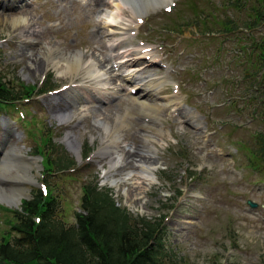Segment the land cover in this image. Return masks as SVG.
Returning a JSON list of instances; mask_svg holds the SVG:
<instances>
[{"label": "rangeland", "instance_id": "obj_1", "mask_svg": "<svg viewBox=\"0 0 264 264\" xmlns=\"http://www.w3.org/2000/svg\"><path fill=\"white\" fill-rule=\"evenodd\" d=\"M76 1L80 9L74 7ZM87 1L0 0V78L24 98L0 111V162L12 148L38 160L40 169L32 170L38 182L24 183L31 196L41 181L46 182L38 154L52 140L77 163L64 174L49 175L61 198V213L70 224L80 212L83 184L99 180L133 216H166L164 242L176 264H264V173L249 167L252 161L246 155L256 148L258 134L264 135V61L259 58L264 26L249 32L239 23L236 31L224 32L225 21H246L252 13L232 10L230 0H173L146 18L141 16L137 23L127 18L122 24L108 20L115 4L92 11ZM16 18L27 20L28 25L15 27L11 20ZM27 32L30 36H25ZM87 42L95 48V42L104 45L106 55ZM120 42L129 43L138 54L151 50L144 55L153 58L154 69L161 67V75L152 71L138 75L141 63L121 67L125 57L117 59L115 48ZM52 48L87 56L94 63L107 57L110 61L101 65V73L115 79L97 94L100 87L96 83L80 79L72 83L55 68L34 73L31 61L41 60ZM133 75L151 83L149 91L155 95L156 105L173 102L153 124L163 136L158 134L152 141L142 136V109L132 100L137 84L121 79ZM44 82L57 90L37 97L36 89ZM159 83L163 84L160 88ZM71 87L88 101L83 102ZM87 90L98 99L108 96V100L94 103ZM64 99L72 100L80 110L69 126L57 113ZM93 106L100 108L103 116L87 111ZM127 112L135 122L129 123V133H122L120 142L127 150L151 157L159 180L138 199L130 185L118 183L124 176L105 178L108 165L96 157L102 147L99 133L110 130H104L102 118L114 124ZM84 116L87 122L80 119ZM76 126L78 130L73 129ZM71 132L80 141L78 152L65 141ZM88 150L91 155L85 159ZM13 164L15 173L22 176L24 165ZM180 191L183 195L177 199ZM6 199L0 198V239L15 223L16 208L8 206ZM249 201L258 207L250 208Z\"/></svg>", "mask_w": 264, "mask_h": 264}, {"label": "trees", "instance_id": "obj_2", "mask_svg": "<svg viewBox=\"0 0 264 264\" xmlns=\"http://www.w3.org/2000/svg\"><path fill=\"white\" fill-rule=\"evenodd\" d=\"M249 3H253L251 10ZM230 6L253 14L246 21H225L224 32L236 31L239 23L249 32L264 26V0H230ZM260 47L264 61V41ZM50 90L46 84L38 94ZM20 95L0 78V105L17 101ZM49 143L52 150L49 148L45 155L47 173L76 167L72 157L64 150L54 152L56 146ZM257 143L253 155L264 165V135H258ZM58 197L52 186L46 196L38 189L31 200L14 211L15 223L0 239V264H176L163 241L164 217L150 221L133 216L118 205L110 190L100 189L93 181L83 184L81 211L70 224L61 213Z\"/></svg>", "mask_w": 264, "mask_h": 264}, {"label": "bare ground", "instance_id": "obj_3", "mask_svg": "<svg viewBox=\"0 0 264 264\" xmlns=\"http://www.w3.org/2000/svg\"><path fill=\"white\" fill-rule=\"evenodd\" d=\"M172 1L173 0H111V2H107L106 0H88L87 6L90 7L92 11H95L115 4L114 11L110 12L111 14L109 15L108 20L110 23L115 22L122 24V22L126 21L127 18H130L132 23H135V21L137 22L141 16L146 17L147 15H151L157 10L167 7V5ZM75 6L77 9L81 8V4L77 1L74 2V7ZM79 21L83 23V19L79 18ZM11 22L15 27H18L21 24H24L25 26L28 25L27 20L23 18L12 19ZM21 27L23 28L24 26L21 25L20 28ZM27 33L25 36H30L29 32ZM95 34L96 33L93 35ZM85 44L89 47H93L95 51H101L105 55V51H108V48L106 49L104 45L100 46L101 43L99 44V42L94 43L98 46L96 48L93 46V44L91 45L88 42ZM115 48L118 51L116 55L117 59H122L120 56L125 57V61L122 66L141 63V67L137 70L138 75H148L150 71L153 72V75H161V67L154 69L156 65H154L152 60L146 61L145 59L143 62L142 59L145 56L140 53H135V50L129 43L121 42L117 44ZM87 58V56H81L73 52H68L65 54L58 48H52L46 51L41 60H32L30 67L33 69L34 73L38 72L39 70L47 71L50 67L55 68L59 70V72H62L68 76L70 78L69 80L73 81L72 83L77 82L79 79L80 81H85L87 83H96V85L100 87L98 90L99 93L97 94H102L101 92L104 91L103 86L111 85V81L115 79L112 74L107 78L106 74L101 73V65L106 64L110 60L105 57L102 62L96 60V63H94L90 62ZM123 78H125L123 83L136 82L139 83L138 86H140L142 83L140 87V90L142 91L140 94L136 93L132 100L136 103L138 101L139 108L142 109V111L140 110L141 112L139 111V116L144 119V122L141 125V129L144 132L142 134L143 138L145 140L152 141V139L155 136H158V134L163 136L161 134L162 131L156 126H153V124L159 121V116L162 113L165 114V111H167L169 106L173 105V102H169L163 107L162 105H156L153 99L155 98V95L151 94V91H149L152 88L151 83L142 81L143 79H138L136 75H133L130 78L122 77L121 79ZM162 85V83H159L158 87L160 88ZM120 88L125 89V85L120 86ZM71 90L76 93V96L81 97L83 102L88 101V98H85L81 93H79L78 89L71 87ZM82 90L84 89H81V91ZM87 92L89 93V100H93L94 103L101 100H108V96L103 95L102 98L98 99L94 94H92L91 91L87 90ZM63 103L64 105L61 106L62 108H60V110L57 112L59 114L58 118L64 123L65 126H69L74 118L79 115L80 110L76 108L74 103L69 99H64ZM99 109L100 108L93 106L87 109V111L89 113L94 111L96 114H98L97 116H103L100 114ZM132 116V113L127 112L119 118V122L114 124L109 123L105 116L102 118L101 124H103L104 130L107 131L108 128H110V130L108 133L99 131L102 147L97 152L96 157L100 158L101 163L105 161L108 165L104 177L108 179H115L116 175L117 177L119 175L124 176L119 180L118 183L130 185L132 191L134 192L133 196L138 199L141 195L146 193L147 188H151L152 186L156 185V183H159V180L156 176L157 168L153 167L154 164L152 165L150 163L152 159L151 157L143 156L139 154V152H136V150L132 151V148L127 150L126 146H123L120 142L122 133L126 135L129 133L127 131L129 123L134 124L135 122L132 120ZM87 118L88 117L84 116L80 119H84L87 122ZM86 122H83L82 124H85ZM82 124L79 123L78 126ZM78 126L74 127L73 129L78 130ZM88 127L91 130H95L90 126ZM65 141L73 152H78L80 150L81 145L76 133H69L66 136ZM149 149H151V147ZM15 161L20 165H24L23 169H21L23 171L22 176L15 173L16 166L13 164ZM33 169H40V164L36 158H31L26 153H23L16 148H12L6 152L5 156L2 157L0 162V198H7V203L13 206H19L22 200L28 195L24 189V183L38 182V179L32 173ZM112 183L118 184L115 181H112ZM12 191L16 192L15 196H12Z\"/></svg>", "mask_w": 264, "mask_h": 264}, {"label": "water", "instance_id": "obj_4", "mask_svg": "<svg viewBox=\"0 0 264 264\" xmlns=\"http://www.w3.org/2000/svg\"><path fill=\"white\" fill-rule=\"evenodd\" d=\"M253 207H255V206H253Z\"/></svg>", "mask_w": 264, "mask_h": 264}]
</instances>
